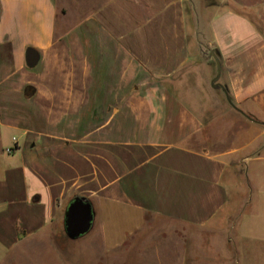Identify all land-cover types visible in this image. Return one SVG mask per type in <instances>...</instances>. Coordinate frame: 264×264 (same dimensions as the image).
<instances>
[{
    "label": "crops",
    "instance_id": "1",
    "mask_svg": "<svg viewBox=\"0 0 264 264\" xmlns=\"http://www.w3.org/2000/svg\"><path fill=\"white\" fill-rule=\"evenodd\" d=\"M262 153L264 0H0V256L65 229L75 196L122 247L148 215L206 229Z\"/></svg>",
    "mask_w": 264,
    "mask_h": 264
},
{
    "label": "rangeland",
    "instance_id": "2",
    "mask_svg": "<svg viewBox=\"0 0 264 264\" xmlns=\"http://www.w3.org/2000/svg\"><path fill=\"white\" fill-rule=\"evenodd\" d=\"M219 118L221 124L233 120L224 113ZM226 128L207 129L211 146ZM244 168L238 165L229 175L231 201L206 229L182 227L148 215L122 247L116 239L104 242L97 236L71 239L63 227L51 239L16 245L7 256H0V264H232L235 258L243 264L246 249L253 245L248 227L255 239L264 235V153ZM255 247L263 246L257 243ZM233 251L239 256L232 255Z\"/></svg>",
    "mask_w": 264,
    "mask_h": 264
},
{
    "label": "water",
    "instance_id": "3",
    "mask_svg": "<svg viewBox=\"0 0 264 264\" xmlns=\"http://www.w3.org/2000/svg\"><path fill=\"white\" fill-rule=\"evenodd\" d=\"M217 61L218 73L213 80V86L218 87L216 81L220 78L222 65L220 60L214 54ZM39 61V53L33 48L29 47L26 51V62L29 67H34ZM226 99L228 103L237 111L244 114L241 109H239L232 101L228 91L224 88ZM95 222V211L92 203L83 196L73 197L66 208L65 212V231L69 238L75 239L87 235L93 228Z\"/></svg>",
    "mask_w": 264,
    "mask_h": 264
}]
</instances>
